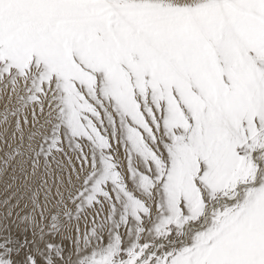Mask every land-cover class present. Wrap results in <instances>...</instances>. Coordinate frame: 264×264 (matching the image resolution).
Returning a JSON list of instances; mask_svg holds the SVG:
<instances>
[{
    "label": "snow or ice",
    "instance_id": "snow-or-ice-1",
    "mask_svg": "<svg viewBox=\"0 0 264 264\" xmlns=\"http://www.w3.org/2000/svg\"><path fill=\"white\" fill-rule=\"evenodd\" d=\"M0 99V264H264V0H0Z\"/></svg>",
    "mask_w": 264,
    "mask_h": 264
},
{
    "label": "bare ground",
    "instance_id": "bare-ground-1",
    "mask_svg": "<svg viewBox=\"0 0 264 264\" xmlns=\"http://www.w3.org/2000/svg\"><path fill=\"white\" fill-rule=\"evenodd\" d=\"M5 102L6 101L4 99H0V112H3ZM10 107H11V105H10ZM26 111L28 113H30L31 110L28 109ZM21 119H23V117H21ZM28 119H29V127H30L31 126V115L30 114L28 115ZM5 127L8 128V134H7L8 142L12 143L14 146L15 143H18V140L17 141H11V132L14 130V123H10L8 125L0 124V133H3V130ZM9 150L10 149L8 148V144L5 143L4 139H0V160H3L4 153L9 151ZM28 170L31 171L30 167ZM13 175H17V176L20 175L18 168H17L15 173L13 172L11 167H9L7 169V171L0 170V202H2L6 197L11 196V194L13 193L15 188L23 183V180L19 179L16 181L15 184H13V181H12ZM52 179L54 180L55 178L53 177ZM51 182H52V180H50V183ZM10 184H12V187L11 188L7 187ZM54 191H55V189H53V192ZM10 202L15 203V199L11 200ZM0 212H3L2 206H0ZM28 235L30 236V232L28 233Z\"/></svg>",
    "mask_w": 264,
    "mask_h": 264
}]
</instances>
